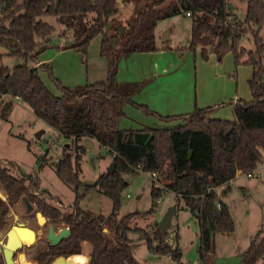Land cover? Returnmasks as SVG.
<instances>
[{
  "label": "trees",
  "instance_id": "16d2710c",
  "mask_svg": "<svg viewBox=\"0 0 264 264\" xmlns=\"http://www.w3.org/2000/svg\"><path fill=\"white\" fill-rule=\"evenodd\" d=\"M245 2L242 23L230 22L235 17L229 0H151L134 20L127 21L119 35L113 24L118 13L117 0H0V54L22 59L12 68L0 63V118L8 119L14 101L25 103L34 117L52 130L72 140L74 155L63 154L54 165L59 181L75 192L71 210L63 212L38 200V177L32 174L12 175L0 161V186L5 200L0 199V229L4 226L10 206L25 197L36 202L39 213L52 223H63L69 235L59 245L36 254L38 264L63 256L81 254L82 243L91 246L87 264H140L130 251L129 221L136 213L120 220L115 214L120 209L122 192L127 187L123 175L138 172L156 173L164 177L166 190L183 201L198 226V264H210L217 233L230 234L234 222L223 197L236 171L253 174L264 160V0ZM189 13V16H186ZM183 14L190 18L189 44L175 50L200 49L204 59L214 54L219 60L232 54L235 67L251 66L248 81L251 99L231 101L232 120L212 118L215 107H196L192 112L163 116L135 103L145 82L119 83L116 73L119 61L135 53L158 52L155 30L159 21ZM89 15H93L89 20ZM56 17L58 23L73 31L74 42L62 48L86 54L90 41L101 36L99 56L107 62L104 80L65 86L52 75L48 64L40 63L38 55L49 48L54 28L42 17ZM252 30L254 49L241 47L242 28ZM107 31H112L109 35ZM165 49V45L163 46ZM171 50L172 48H168ZM39 69L47 71L59 89L53 95L39 77ZM127 104L165 125L159 128L120 130ZM97 140L111 157L114 172L98 176L92 185L80 181L79 162L85 151V139ZM112 155H114L112 157ZM73 160V161H72ZM150 213L157 208L156 200L162 191L152 182ZM226 185L219 191L217 188ZM97 191L112 202L108 217L91 216L79 206L88 193ZM219 202L220 207H217ZM150 235L143 232L147 252L160 258L169 255L180 264L182 253L179 236L174 234V245L166 242L158 224ZM263 230L255 233L244 251L242 264H256L264 257ZM0 264L2 260L0 258Z\"/></svg>",
  "mask_w": 264,
  "mask_h": 264
},
{
  "label": "rangeland",
  "instance_id": "374dc122",
  "mask_svg": "<svg viewBox=\"0 0 264 264\" xmlns=\"http://www.w3.org/2000/svg\"><path fill=\"white\" fill-rule=\"evenodd\" d=\"M150 1L117 0V9L119 11L113 18V24L116 29L117 26L123 28L125 22L134 20L137 13L144 10ZM229 2V6L232 7L235 15L230 22L242 23L246 13L245 2L239 0H229ZM92 16L89 15L88 20ZM42 21L52 26L54 32L49 38V48L40 52L38 60L50 58L44 63L51 67L53 77H56L66 86H68L66 82L73 84L76 80L71 81L70 77L65 73L69 71L68 67L70 64L75 63L74 59L76 56H74L75 54L73 52L70 53L57 48V45H71L74 42L73 31L64 28L63 25L57 22L56 17L44 16L42 17ZM190 23V18L183 14H176V16L159 21L157 25L158 34L162 31L161 36L170 29L172 30L171 39L167 42V45L171 46L172 49L164 50L163 58L173 60L175 58L174 56L178 55L177 58L182 62L177 72L171 73L173 70L170 71V74H172L170 78L177 79L170 82L178 85V83L189 81L187 83L189 84V88L185 87V90L187 89L191 92L196 91V89L201 90L203 85L210 87L217 83L218 79L214 77V75L218 74L216 66L224 67L230 64V68L231 65L233 67V73L231 72L232 74L230 73L231 75H227V77L228 79L231 77L234 78L230 93L232 95L237 91V99L241 98L248 102L251 99L248 84L249 78L245 81L240 79V81L236 80L237 76H235V73L238 67H235L231 53L226 54L227 56L224 55L219 60L212 54L208 55L206 59L202 58L200 56V49H196L195 51L175 50L177 46L185 47L189 44ZM110 33L112 31H107L108 35ZM259 35L260 37L264 36V28L260 31ZM100 39L101 36H96L90 41L86 54H83L85 59L81 60L78 55L79 63L81 67H84L82 71L85 72L87 68L91 74L95 71L94 59L99 60ZM240 41L242 48L246 50L254 49L252 30L248 25L243 26ZM159 43V45L163 44L161 41ZM58 50L61 55L57 54ZM5 52L4 47L0 48V54ZM210 56L211 59H209ZM197 62L199 63L197 64ZM0 63L1 65L12 68L20 65L22 59L3 55ZM59 66L60 68L58 70ZM240 68V70H248V75L252 72L251 67L241 66ZM199 69H202L204 73H200L198 71ZM197 71L198 75H196ZM58 73H60L66 82L58 78ZM61 73H64L63 76ZM199 73H203L204 76L199 77ZM39 74L52 94L55 96L59 95V89L50 79L47 71L39 69ZM162 79L165 78L161 77L159 83ZM73 86L69 87L73 88ZM165 86L169 87L167 84ZM231 101H233V98L216 105L210 116H221L222 118L232 120L233 112ZM133 108L140 114H145L134 106ZM136 111L130 109V113L135 116L137 115ZM8 117V119L4 120L0 118V160L3 166L14 176L26 174L36 175L38 177L39 190L43 192L36 193L38 200L42 199L63 212H69L71 209L67 206L73 204L75 192L72 187L62 184L57 179L54 165L64 153L70 154L73 157L75 151L70 146L72 140L59 135V133H56L47 126L45 122L34 117L29 107L23 102L15 104ZM131 117L127 114L120 121L122 124L119 122V127H123L122 125L124 123L127 124L128 118L130 119ZM149 117L156 121L154 122L155 124L159 122L154 116L149 115ZM145 124L149 125V123ZM84 150L79 162V168L81 169L80 181L84 185H92L99 175L108 170L111 157L95 139H92V147L88 149L84 148ZM259 166L260 170L256 173L258 175L257 177H254L255 173H253L250 177L243 175L241 178L234 180L229 191L223 197L229 209L230 216L233 219L234 230L230 234H216L213 253L210 255V264H242L244 251L248 248L252 237L256 232L264 229V160ZM123 179L128 185L122 192L120 209L115 214V218L120 220L129 213H136V215L130 218L128 225L129 231L127 233V237L131 240L130 251L134 258L140 264H176L169 255L160 257L157 261L149 256L142 232L145 231L146 234L150 235L153 230L152 227L162 220L161 218L167 210L175 207L177 211L171 217L172 228L168 230L167 236L173 238V233L178 232V246L182 253L180 264H198V226L191 213L183 207V201L176 200L174 198L175 195L166 190L165 185L167 180L158 174L154 180L151 178L149 172L128 173L123 175ZM152 182L163 194L157 199L160 203L157 204L156 210L150 213L149 211L152 206ZM219 189L221 188H217L216 190L218 191ZM2 197L5 198V194L3 188L0 186V199ZM79 203L80 208L93 217H108L111 214L112 202L97 191L93 190V192L88 193ZM30 204L32 205V209L27 210V206L22 201V198L13 203L7 213L6 223L0 229V250L6 243L7 232L14 227H21L22 225L23 228L30 229L34 234V240L30 244L24 243L15 250L13 260L16 264H36V254L50 246V242L46 238L48 228L53 226L55 233H58L61 228H66L63 223H52L46 217V222L39 225L35 218L36 213H39L38 205L36 202ZM261 234L264 237V232ZM0 258L2 264H4L1 254ZM68 258H71V256ZM54 260L55 258L49 260L46 264H52ZM256 264H264V257Z\"/></svg>",
  "mask_w": 264,
  "mask_h": 264
},
{
  "label": "crops",
  "instance_id": "0c3cea01",
  "mask_svg": "<svg viewBox=\"0 0 264 264\" xmlns=\"http://www.w3.org/2000/svg\"><path fill=\"white\" fill-rule=\"evenodd\" d=\"M157 28L155 30V37H156V43H158V47L160 49L158 52H154V53L142 52V53L132 54L128 58L121 59L117 67V73H116L115 78L117 79L119 83L123 84L126 82H143V81L145 82L141 91L136 96H134L135 103L140 104V105H146L148 109L160 115L171 116V115L190 113L194 109H196V107H199V108L215 107L218 104H222L223 101H226L227 99H231V98H233L232 102H235L236 100L241 99V98L237 99V94H236L237 91H235V93H233L232 95L230 93L232 81L234 80L233 77L230 78L231 80L228 79L227 77V75H231L233 73V67L231 65V68H230V64L224 67L216 66L218 74L214 75V77L218 79L217 83L210 87L203 85L201 90L196 89V91L194 92H191L187 89L185 90V87L189 88V84H187L189 81L188 82L186 81L185 83L184 82L178 83V85H175L176 83L175 84L171 83L170 81L177 80V79L170 78V75H172L170 74V71L173 70L171 71V73L177 72L178 69L181 67L182 62L181 60L177 58L178 55L177 56L175 55L174 56L175 58L173 60L163 58V55L165 53L164 50L166 49L168 50V48H171V46H166L164 43L159 45L162 31L161 33L159 32L158 34ZM171 34H172V30L170 29L168 33L169 40L171 39ZM164 45H165V49L163 47ZM66 46L67 45H57V48L59 50H63L62 48ZM59 50L57 54L61 55V53H59L60 52ZM66 51L70 53L73 52L75 54L74 56L76 57L74 59V62L77 63V65H75V63L70 64V66L68 67L69 71H67L65 74L68 75V77H70L71 81H73L74 79L76 81L73 82V84H69L63 80V77H61L60 73H58L57 76L59 79H62V81L66 82L68 87L73 86V85H85L87 83L101 81L105 79L106 72H107V62L105 61V59H103L100 56H99V60L94 59L95 71L91 74L89 73L88 68L85 72L82 71L84 70L83 69L84 67H81L79 63V57L81 60L85 59L82 53L81 55L79 51L74 50V49H66ZM49 59L50 58H42L39 60L37 64L44 63L45 61ZM209 59H211V56L209 57ZM198 63L199 62H197V64ZM241 66L247 67V68L251 67L249 65L248 66H244V65L237 66L238 70H236V73H235V76H237L236 80L240 79L242 81H245L247 78H249L248 79L249 81L252 77L253 70L251 74L248 75V72H247L248 70H244V69L240 70ZM59 68L60 66L58 67V70ZM198 71H200V73L203 72L202 69H199ZM198 71L196 75H198ZM200 73H199V77L204 76L203 74L204 72L202 74ZM61 74L63 76L64 73H61ZM39 77L41 81H43L40 74H39ZM161 77H164L165 79H162L159 83V80L161 79ZM165 84H167L169 87H166ZM229 87H230V91H229ZM14 102H15L14 103L15 105V104L21 103L22 101L20 102L19 100H15ZM130 109H133L134 111H136L132 105L130 104L126 105V107L124 108L125 117L127 114H129L132 117L130 119L128 118L127 124L124 123L122 125L123 127H119L118 125V128L120 130H127V129L139 130V129H144V127L159 128L165 125L164 123H160V122L155 124L154 122L156 121L152 119L151 117H149V115L140 114L137 111H136L137 115L135 116L130 113ZM212 118L226 119V118H222L221 116H217V117L214 116ZM226 120H229V119H226ZM145 123H149V125ZM92 139H85V140H88L92 143ZM67 147L69 148L68 145ZM91 147H92V144H91ZM259 167L260 166H258V168L253 172L255 173L254 177L258 176L256 173L260 170ZM242 176L243 175H236L233 178V180L230 181V183L228 184L229 188L233 184L234 180L239 179ZM225 186L226 185H223L222 188H224ZM1 199L5 200L4 197H2ZM176 233L178 235V232ZM174 234L175 233H173L172 235L173 237H175ZM88 245L89 244L87 242L82 243L81 247H82L83 252L81 253H87L89 257L91 246L90 245L88 246ZM148 255L151 256L155 261L159 259L150 253H148Z\"/></svg>",
  "mask_w": 264,
  "mask_h": 264
},
{
  "label": "water",
  "instance_id": "95a60500",
  "mask_svg": "<svg viewBox=\"0 0 264 264\" xmlns=\"http://www.w3.org/2000/svg\"><path fill=\"white\" fill-rule=\"evenodd\" d=\"M123 30L124 29L122 27L117 26V32L119 35H121L123 33ZM168 33H169V31L165 32L163 34V36H161V39H160V41L162 43H164L166 46H168L167 42L169 40ZM91 144L92 143L88 140L83 141V146L86 149L90 148ZM108 167H109L108 171H107L108 173L114 172L115 167H114L113 162H110V165ZM22 201L25 202V204L27 206V210L32 209V205L27 201V199L25 197L22 198ZM175 211H176L175 207L168 209L167 212L164 214V216L161 218L162 220L158 223L159 230L163 236L168 232L169 229L172 228V224H171L172 218L171 217L173 216ZM35 218H36V222L39 225L44 224L46 222L45 217L41 213H36ZM17 229H24V228L21 225V227H14L13 229H10L6 234V239H5L6 243L3 246V248L0 250V254L3 258L4 264H16L13 260V254H14L15 250L17 248L21 247L23 244H21L20 240L18 239V244L16 246H14V248H13V245H15V243L13 244L10 240V232L14 234ZM68 235H69V229L68 228H61V229H59L58 233H55L54 227L50 226L48 228L46 238L49 240L50 246L55 247V246L59 245V243L64 238H66ZM67 259L68 258L60 256V257H57L52 262V264H64V263L65 264H72Z\"/></svg>",
  "mask_w": 264,
  "mask_h": 264
},
{
  "label": "bare ground",
  "instance_id": "6f19581e",
  "mask_svg": "<svg viewBox=\"0 0 264 264\" xmlns=\"http://www.w3.org/2000/svg\"><path fill=\"white\" fill-rule=\"evenodd\" d=\"M33 236H34L33 232L28 228L17 229L14 234L10 232V240L13 244L15 243V245H13V248L18 244V239L20 240L21 244L24 243L30 244L34 240ZM67 260L70 261L72 264H87L89 257L87 253H81L76 257H71L68 258ZM26 264H31V263H26Z\"/></svg>",
  "mask_w": 264,
  "mask_h": 264
},
{
  "label": "built area",
  "instance_id": "2783aa9c",
  "mask_svg": "<svg viewBox=\"0 0 264 264\" xmlns=\"http://www.w3.org/2000/svg\"><path fill=\"white\" fill-rule=\"evenodd\" d=\"M186 16H189V13H186ZM113 156H114V155H112V157H113ZM150 175H151V178L154 179V180L157 178V174H156V173H150ZM236 175H246V176H248V177L251 176L250 173H244V172H242V171H240V170H237V171H236ZM219 188H222V186L219 187ZM219 190H220V189H219ZM219 190L217 191L216 199H218ZM156 203L158 204V203H160V201L156 200ZM217 207H220L219 202H217ZM166 242H168V243L174 245V237L171 238V236H168V237L166 238Z\"/></svg>",
  "mask_w": 264,
  "mask_h": 264
},
{
  "label": "flooded vegetation",
  "instance_id": "af4514ba",
  "mask_svg": "<svg viewBox=\"0 0 264 264\" xmlns=\"http://www.w3.org/2000/svg\"><path fill=\"white\" fill-rule=\"evenodd\" d=\"M55 259H56V258H55ZM36 264H38V263H37V260H36Z\"/></svg>",
  "mask_w": 264,
  "mask_h": 264
}]
</instances>
